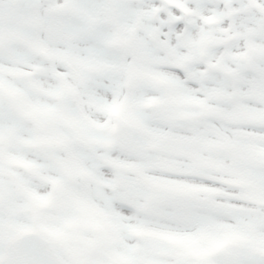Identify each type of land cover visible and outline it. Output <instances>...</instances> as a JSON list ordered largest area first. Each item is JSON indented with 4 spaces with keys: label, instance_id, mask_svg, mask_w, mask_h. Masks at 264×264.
Segmentation results:
<instances>
[{
    "label": "snow or ice",
    "instance_id": "1",
    "mask_svg": "<svg viewBox=\"0 0 264 264\" xmlns=\"http://www.w3.org/2000/svg\"><path fill=\"white\" fill-rule=\"evenodd\" d=\"M0 264H264V0H0Z\"/></svg>",
    "mask_w": 264,
    "mask_h": 264
}]
</instances>
